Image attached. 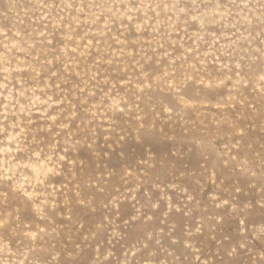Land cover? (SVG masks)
Returning a JSON list of instances; mask_svg holds the SVG:
<instances>
[{
    "label": "rangeland",
    "instance_id": "obj_1",
    "mask_svg": "<svg viewBox=\"0 0 264 264\" xmlns=\"http://www.w3.org/2000/svg\"><path fill=\"white\" fill-rule=\"evenodd\" d=\"M0 264H264V0H0Z\"/></svg>",
    "mask_w": 264,
    "mask_h": 264
}]
</instances>
